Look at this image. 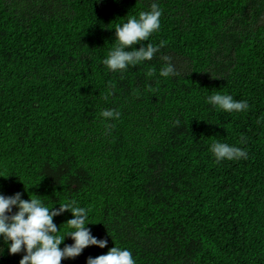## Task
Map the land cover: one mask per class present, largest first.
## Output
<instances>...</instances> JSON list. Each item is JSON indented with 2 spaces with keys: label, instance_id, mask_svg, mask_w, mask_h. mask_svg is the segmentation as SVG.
Wrapping results in <instances>:
<instances>
[{
  "label": "trees",
  "instance_id": "trees-1",
  "mask_svg": "<svg viewBox=\"0 0 264 264\" xmlns=\"http://www.w3.org/2000/svg\"><path fill=\"white\" fill-rule=\"evenodd\" d=\"M153 2L160 51L109 71L115 27ZM163 56L177 75H159ZM215 92L249 108H213ZM216 140L248 159L217 163ZM0 175V194L90 209L107 247L61 264L115 245L136 264H264V0H0ZM0 248V264L24 255Z\"/></svg>",
  "mask_w": 264,
  "mask_h": 264
},
{
  "label": "clouds",
  "instance_id": "clouds-1",
  "mask_svg": "<svg viewBox=\"0 0 264 264\" xmlns=\"http://www.w3.org/2000/svg\"><path fill=\"white\" fill-rule=\"evenodd\" d=\"M95 2L100 3L101 0ZM162 14V9L153 2L149 11H140L138 18L130 17L115 27L117 43L102 61L109 71L124 72L129 67L152 60L160 48L154 46L149 38L160 31ZM143 41L150 42L146 46L141 44L139 48L135 47ZM129 47L131 50H126ZM162 60L166 66L159 71L161 77L178 74L170 57L163 56ZM147 75L151 76L153 72L149 71ZM206 101L213 108L227 113H239L249 108L247 101L236 100L231 94L222 92L208 95ZM100 116L105 121H114L119 119L120 113L113 109H102ZM179 123V120L174 121L176 125ZM106 127L111 125L106 124ZM210 152L217 163L248 159V153L242 147L219 140L212 142ZM59 205L58 208L46 206L41 199L32 195L30 199H24L21 192L10 196L0 194V241L6 246L8 254L24 253L19 264H61L62 259H74L88 246L107 247L108 240L93 235L88 227L93 223L89 218L90 209L80 206L74 199ZM66 211L72 213V218L64 223L68 230L61 234V226L58 228L54 223V217ZM66 237H71L73 243L64 244L61 248ZM3 254L4 248H0V255ZM86 264H136V260L130 250L115 245L106 254L95 258L89 256Z\"/></svg>",
  "mask_w": 264,
  "mask_h": 264
}]
</instances>
